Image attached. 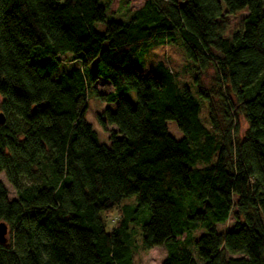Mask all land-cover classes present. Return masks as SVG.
Here are the masks:
<instances>
[{"label":"trees","instance_id":"obj_1","mask_svg":"<svg viewBox=\"0 0 264 264\" xmlns=\"http://www.w3.org/2000/svg\"><path fill=\"white\" fill-rule=\"evenodd\" d=\"M111 1L0 0V173L16 194L0 182V264H132L138 224L143 250L166 247L161 264H264V0H145L99 33ZM241 13L228 31L225 16ZM178 42L208 126L166 66L139 71L149 48ZM66 55L79 67L56 75ZM98 79L112 90L94 97L115 104L96 115L114 127L108 145L84 118ZM128 197L106 231L99 213Z\"/></svg>","mask_w":264,"mask_h":264},{"label":"rangeland","instance_id":"obj_2","mask_svg":"<svg viewBox=\"0 0 264 264\" xmlns=\"http://www.w3.org/2000/svg\"><path fill=\"white\" fill-rule=\"evenodd\" d=\"M178 1V0H177ZM145 0H112L107 7L105 13V19L103 22L95 23L94 27L97 32L103 33L105 27V21L114 20L119 22L128 21L131 17V14L134 10L139 9L143 6ZM244 13L238 15H227L225 16V20L228 24V31L237 29L242 16ZM69 57L66 55L64 58H61L60 66L56 71V75L61 74L62 72H70L71 70L78 68V62H70ZM162 63L166 66L169 71L174 75L175 81L178 85L186 84L190 88L193 96L198 99L200 104L199 110V119L200 122L204 125L208 126V118H207V105L206 101L198 98L195 92V84L193 82L194 78V63L188 59H186L183 48L180 42L172 45H157L155 47H151L148 49L147 54L143 57V59L139 63V71L142 75H149L152 71L155 70L156 65L158 63ZM215 71L212 67L208 68L205 72H203L200 76L201 85L206 91H217V83H216ZM95 89L99 93H107L112 90L111 85L102 80L98 79L94 82H91L88 85V95L86 100V108L84 111V118L86 121L92 126V129L96 132L98 141L102 144H109L108 136L109 130L114 129L113 126L108 125L106 129H103L99 124V121L96 117L97 114L101 113L105 108L114 109L115 104L106 103L98 100L94 97L92 90ZM125 96L131 101L132 104L136 102V95L134 91H129L125 94ZM213 101L219 103V99L213 97ZM216 109L218 107L216 106ZM237 124L239 125L238 136L241 137L246 130V123L243 117L239 114L238 116H234ZM167 130L175 139L179 140L183 137L181 131L177 128L175 122L173 120L166 121ZM0 182L6 187L7 195L9 199L16 198V194L12 186L7 182L3 173H0ZM136 201L134 197L124 198L120 201L118 205L113 207L108 212H100L99 217L102 219L106 231H110V228L114 226L118 217L120 216V210L124 205H135ZM141 222V221H140ZM139 222V223H140ZM234 220L232 215L228 217L226 222L220 223L216 225V229L224 233L229 230L233 224ZM137 225V224H136ZM138 226V227H137ZM134 226V246L132 248V264H161L163 259L166 256V247H153L149 250H143L140 247V237H139V224ZM202 234V231H196L191 234L193 239H197ZM184 236L180 238H176L178 242H181ZM9 240V234H6V242ZM189 249L192 250L193 245L189 243L186 245ZM194 257H196L195 250L192 251ZM227 255L226 257H229Z\"/></svg>","mask_w":264,"mask_h":264},{"label":"water","instance_id":"obj_3","mask_svg":"<svg viewBox=\"0 0 264 264\" xmlns=\"http://www.w3.org/2000/svg\"><path fill=\"white\" fill-rule=\"evenodd\" d=\"M3 123H4V117L2 113H0V124ZM7 232H8L7 225L4 222H0V243H5Z\"/></svg>","mask_w":264,"mask_h":264}]
</instances>
